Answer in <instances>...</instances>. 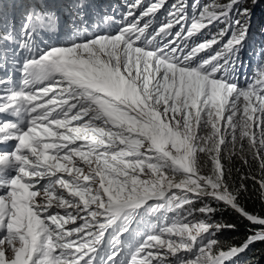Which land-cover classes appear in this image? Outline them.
Wrapping results in <instances>:
<instances>
[{
	"label": "snow or ice",
	"instance_id": "snow-or-ice-1",
	"mask_svg": "<svg viewBox=\"0 0 264 264\" xmlns=\"http://www.w3.org/2000/svg\"><path fill=\"white\" fill-rule=\"evenodd\" d=\"M242 2L200 9L193 0L189 17L179 0L148 33L165 0L139 16L134 0L116 34L82 30L81 2L69 38L51 44L38 37L54 35L59 17L30 6L19 33L13 23L0 35V146L14 142L0 150V264H235L264 242V215L240 202L246 185L231 187L221 162L224 147L243 151L246 138L264 167V62L239 85ZM216 22L224 28L190 44ZM229 208L250 227L225 249L217 234L236 225L215 216ZM133 222L146 231L132 229L126 244Z\"/></svg>",
	"mask_w": 264,
	"mask_h": 264
},
{
	"label": "trees",
	"instance_id": "trees-1",
	"mask_svg": "<svg viewBox=\"0 0 264 264\" xmlns=\"http://www.w3.org/2000/svg\"><path fill=\"white\" fill-rule=\"evenodd\" d=\"M150 1L145 0L140 9L145 8L147 4L155 2V0ZM188 1L191 2L193 0ZM53 2L54 0H43L42 3H33L31 6H43L47 9L55 11L57 14V8L51 5V3ZM165 2H167V0H165ZM227 2L228 0H198L200 9L205 6L211 8V6H213L215 3ZM18 5H21V3H19ZM239 7H246L250 10L249 16L242 18L243 20L247 21L249 25L247 41L241 52L243 66L238 70L239 85L244 86L248 82L245 77L254 78L257 73L258 66L262 62H264V0H256L255 3H253V0H243ZM166 9L167 6L164 8V10L161 11V13L155 15V20L153 22L154 24L160 23L161 15L164 14V11ZM68 10L71 9H66V11ZM170 11H172V9ZM191 11V9H188L189 17H191ZM17 14L20 16L17 27V33H19L21 24L23 22L24 13H21V10H18ZM10 15L11 14H8V16L4 18V22L0 23V35L10 29V25L6 22L7 20L13 18ZM115 15H117L116 12ZM59 21L63 23L62 18L59 19ZM61 22H59V24ZM99 23L108 26V32L113 34L114 26H110V24L112 23L110 20H102L100 22H97L96 24L99 26ZM59 24L56 34L53 35L52 38L59 37V34L57 35V32H59ZM224 26L225 25L223 23L216 22L214 25L210 26L209 29H206L201 34L192 37L190 40V44L196 43V41L210 38L212 34L224 28ZM62 28L64 29L63 25ZM87 30L90 31L89 33L95 32L91 29ZM97 30L99 31L98 28ZM51 34L52 33L45 32L42 33L41 36L43 37V40H45L47 37H50ZM66 38H69L68 34H66ZM224 39L227 40L228 37L226 36ZM2 47H13V45H3ZM200 55L203 56L205 54L202 53ZM242 143L244 144L243 151H241L240 149V142L237 143L235 148H233L231 144H228V146L223 148L221 153V162L225 171L224 178L231 187H239L241 183L245 184L247 191L244 192L240 202L246 207L248 211L264 215V189H262L260 186V181L264 179V167H262L261 160L254 155V152L249 150L247 139L242 141ZM204 159V170L207 171L210 167V162L206 157ZM253 177H255V179H253ZM200 206L202 205L197 202L196 207ZM168 214L174 215V213ZM215 219L223 220L225 223L236 225V228L234 230L224 229L217 234L216 238L220 242V245L225 249L232 244H242L249 235L248 228L250 227V225L248 221L241 218L239 214L235 213L230 208L224 211L217 212ZM121 240L128 242L132 241L130 235L128 239H124V237H122ZM132 242L134 243V241ZM235 264H264V242H256L251 244L249 248L236 259Z\"/></svg>",
	"mask_w": 264,
	"mask_h": 264
},
{
	"label": "rangeland",
	"instance_id": "rangeland-1",
	"mask_svg": "<svg viewBox=\"0 0 264 264\" xmlns=\"http://www.w3.org/2000/svg\"><path fill=\"white\" fill-rule=\"evenodd\" d=\"M43 0H0V7L2 6H7V16L8 14H11L10 16H12L13 18L10 20H7L6 22L10 25V28L12 27L13 23L15 24V31L17 33V27H18V20H19V15L17 14L18 10H21V13L25 12V9L29 8L33 3L35 4H40L42 3ZM145 0H142V4L140 7H142L143 3ZM150 1V0H149ZM83 3L85 5V7L82 9V11L85 13L84 16V22L81 21H77V23H79L81 25V29H91L94 30L95 32L98 31L97 28H99V32L103 33H107L105 28H109L106 25H102L101 26L96 25L97 22H100L102 20L106 21V17H113L114 19L110 20L112 23L110 24V26H114V32L113 34H116L119 30V28L122 26L120 24V21L123 20L124 14L128 11V5L133 3L134 0H54L53 3H51V5L55 6L57 8V16L59 17V19L62 18V21H59L62 23L64 29L62 28L61 23L59 24V32H57V35L59 34V37L56 38H52L49 39V37H47L45 39V41H47L48 43H57V42H63L64 40H66V34H69V22L70 19L72 18V14L74 12V10L76 9V5L78 3ZM151 2V1H150ZM185 2L188 5V9H191V5L193 3V1L189 2L188 0H185ZM19 3H21V5H18ZM174 3H179V0H167V2L164 3V6L155 14H159L161 13L162 10H164V8L167 6V9L164 11V14L161 15V21L158 24H152L149 29L147 30L148 33H153L156 29H158L160 27V25L166 21V15L168 16V12L172 9V4ZM14 5V6H13ZM72 5V6H70ZM149 4H147L145 7H147ZM19 6V7H18ZM137 8L135 10L136 15L139 16L140 12L143 9ZM66 9H71L66 11ZM115 12L117 13V15H115ZM192 14V11H191ZM4 16L0 15V23L4 22ZM134 19V17H129V20ZM148 19V17H145L144 19H142L140 21V25L142 26L144 22H146V20ZM127 23V21H125V24ZM190 23V22H189ZM95 26V27H94ZM180 25L177 24L173 27V29L171 30L173 32V34L176 31H179ZM206 30V29H205ZM87 32L89 33L90 31L87 30ZM56 34V33H55ZM54 34V35H55ZM50 36H53V34H51ZM69 36V35H68ZM41 39H43L42 36L38 37V41ZM172 37H168L167 40H171ZM157 40H160V37H157ZM202 41V40H201ZM201 41H196V43H199ZM167 42V41H165ZM138 44L140 42H137ZM202 54V53H201ZM256 130V129H254ZM258 131V130H257ZM246 139V138H245ZM149 203H153V202H149ZM170 217L173 216L172 214H168ZM145 221L148 222L147 226H150L151 223H155L156 222V215H146L143 218ZM79 223V221H78ZM72 225H69V227H71ZM146 224L145 223H141L139 225L136 224V222L132 223V226L129 230V233H124L122 237H124V239H128L130 233H132V229H137L140 232H144L146 231ZM131 240L134 241L137 239V237H135L134 234L130 235ZM120 238V239H121ZM108 236L106 234L105 236V243L107 242ZM128 242L125 241L126 244H134L133 242ZM124 254H121L120 257L118 258H123Z\"/></svg>",
	"mask_w": 264,
	"mask_h": 264
},
{
	"label": "bare ground",
	"instance_id": "bare-ground-1",
	"mask_svg": "<svg viewBox=\"0 0 264 264\" xmlns=\"http://www.w3.org/2000/svg\"><path fill=\"white\" fill-rule=\"evenodd\" d=\"M8 145V144H7Z\"/></svg>",
	"mask_w": 264,
	"mask_h": 264
}]
</instances>
